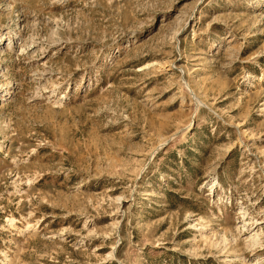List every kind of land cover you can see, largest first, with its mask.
<instances>
[{"label":"rangeland","instance_id":"374dc122","mask_svg":"<svg viewBox=\"0 0 264 264\" xmlns=\"http://www.w3.org/2000/svg\"><path fill=\"white\" fill-rule=\"evenodd\" d=\"M0 264H264V0H0Z\"/></svg>","mask_w":264,"mask_h":264}]
</instances>
